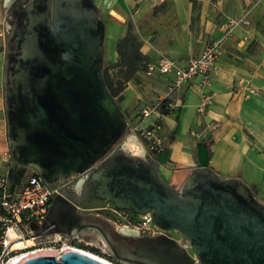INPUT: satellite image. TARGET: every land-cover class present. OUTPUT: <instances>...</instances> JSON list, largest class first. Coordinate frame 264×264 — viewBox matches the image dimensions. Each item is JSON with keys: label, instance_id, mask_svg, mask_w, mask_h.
I'll use <instances>...</instances> for the list:
<instances>
[{"label": "water", "instance_id": "1", "mask_svg": "<svg viewBox=\"0 0 264 264\" xmlns=\"http://www.w3.org/2000/svg\"><path fill=\"white\" fill-rule=\"evenodd\" d=\"M3 6L10 156L49 184L79 176L54 197L45 221L51 232H92L123 264H264V201L243 179L210 168L205 146L178 188L159 172L168 148L149 157L134 134L118 146L127 120L103 77L105 22L93 0H3ZM128 140L138 145L137 153ZM89 197L149 213L155 225L184 242L117 229L100 214L79 212ZM18 264L109 263L67 249Z\"/></svg>", "mask_w": 264, "mask_h": 264}, {"label": "crops", "instance_id": "2", "mask_svg": "<svg viewBox=\"0 0 264 264\" xmlns=\"http://www.w3.org/2000/svg\"><path fill=\"white\" fill-rule=\"evenodd\" d=\"M93 2L105 22V48L109 45L112 61H116L115 45L127 26L140 38L137 51L120 52V68L129 67L138 80H127L120 94L133 95L142 101L146 96L152 99L163 94L171 78L159 72L142 71L143 56L154 62L159 55H165L185 65L209 41L221 37V26L229 18L249 12L248 24L235 27L222 44L217 69L205 77H192L167 99L171 109L161 117V135L168 156L159 170L167 183L180 187L198 164V147L203 145L210 168L222 177L243 179L264 201V0ZM4 8L0 0V117L3 118L2 78L7 43ZM246 82L256 88L257 94L247 91ZM203 93L211 95V102L200 114L196 105ZM120 105H129V100L123 98ZM129 113L132 122L137 123L136 113ZM151 121L148 118L141 124ZM5 134L4 121L0 129V155L6 149Z\"/></svg>", "mask_w": 264, "mask_h": 264}, {"label": "built area", "instance_id": "3", "mask_svg": "<svg viewBox=\"0 0 264 264\" xmlns=\"http://www.w3.org/2000/svg\"><path fill=\"white\" fill-rule=\"evenodd\" d=\"M248 13L245 11L240 17L229 18L221 26V37L209 41L202 52L198 56L190 57L185 65H179L174 59L165 55H160L156 61L147 64V74L159 72L171 76L165 93L143 104L140 109L142 121L152 118L148 124L142 125L140 121L135 126V130L147 144L145 148L147 156L155 158L164 149V138L161 135V117L164 113L161 108L171 109L166 102L167 97L179 92L192 77L196 75L205 77L217 69L222 44L233 34L235 27L248 24ZM244 86L249 93L257 94L256 88L250 83L246 82ZM210 102V94H201L196 111L200 114L205 112ZM68 183L67 181L63 184H49L35 170L27 175L24 173L22 178L15 183L10 179L8 170L0 172V264H18L30 256L46 254L43 253L46 250L56 251V257L67 249L88 253L79 247L84 241L83 236L88 232L67 237L61 233L51 232V227L45 225L46 215L54 197L63 185H72ZM86 210L97 214L98 211H108L111 217L107 220L117 229L126 227L134 229L139 235L166 234L171 236V232L161 229L152 222L149 213L141 214L120 208L111 201L101 206H90ZM176 239L182 243L181 237ZM17 242H22L23 245L16 247Z\"/></svg>", "mask_w": 264, "mask_h": 264}, {"label": "rangeland", "instance_id": "4", "mask_svg": "<svg viewBox=\"0 0 264 264\" xmlns=\"http://www.w3.org/2000/svg\"><path fill=\"white\" fill-rule=\"evenodd\" d=\"M193 7L194 10L197 11L198 6L196 4V2H193ZM4 12L6 14V8H4ZM9 36V30H7V39ZM125 36V40H121V44H125V46H123L121 48V50L123 52L125 51H137L139 49V46L141 44L140 38L138 36V34L134 31H132L129 26H127L126 30L124 31V34L122 37H120L117 41V43L119 42V49H120V39H122ZM116 43V45H117ZM115 45V49L116 52L117 51V46ZM160 56V55H159ZM142 60L140 62V69L142 71H146L147 70V64L149 62V59L146 56L142 57ZM102 73H103V77L106 80L107 84L109 85L110 89L114 92L115 94V99L118 102L122 112L124 113L126 120H127V130H126V134L124 135V137L119 141L118 146L120 145V143H122L123 141H125L127 139V137L130 134H134L136 136H138V138L140 139V141L142 142V144L145 146V148H147V144L145 142V140L143 139V137L139 134V132L137 130H135V126L138 125L140 123L141 120V116H140V109L143 106V104L148 103L151 100H155L158 97H160L161 95H156L155 97H153L152 99H150V96H146L144 97V101H142V99L140 98H134L133 95H129V94H120L121 91H123V89L126 87V82L127 80H129L130 78H133V80L137 81V77H133V71L132 69L125 68L122 69L120 68V54L118 53V56L116 58V61H112L111 55H110V47L109 45H107V48H105V42H104V60H103V66H102ZM132 82V80H131ZM171 96V95H170ZM168 96L167 99L170 97ZM123 98H127L129 100V105H120V101ZM167 102V100H166ZM164 108V107H163ZM129 111H134L136 113V117H137V123L132 122L131 118H130V113ZM5 121V125H6V134H5V151L2 155H0V172H4L7 169H13L14 171H17L18 168V164L15 163L9 153V148H8V143H7V123H6V119H5V114H4V118L0 117V129L2 128V124ZM131 149V148H130ZM129 149V150H130ZM130 151H132L134 153V151L131 149ZM21 166V165H20ZM24 167V166H23ZM160 167V166H159ZM25 174H30L34 169L29 168V167H25ZM160 172V170H159ZM161 175V174H160ZM79 178V176L73 177L71 178L68 182V184H74V182ZM109 200L106 199H102V198H98V197H89L85 202H83L82 204L79 205V209L78 211L81 213H87L88 211L86 210L88 207L90 206H101L104 205L105 203H107ZM98 214L102 215L103 217H105L106 219H109L111 217L110 213L108 211H98ZM136 218L138 216H135ZM170 235L174 238H180L179 235L175 232H171ZM56 238H58V236H56ZM84 241H82L79 245V247H81L83 250H85L86 252L92 254V255H96L99 259L107 262V263H111V264H123L120 263L118 261H115L109 254L108 250L106 249L104 243L102 242V240L94 233L92 232H88V234H85L83 236ZM183 243V240H181ZM43 253L46 254H53L55 255L57 252L56 251H44Z\"/></svg>", "mask_w": 264, "mask_h": 264}, {"label": "trees", "instance_id": "5", "mask_svg": "<svg viewBox=\"0 0 264 264\" xmlns=\"http://www.w3.org/2000/svg\"><path fill=\"white\" fill-rule=\"evenodd\" d=\"M121 40H124V41H126L125 40V36L122 38V39H120V49H119V42L117 43V51H118V53L120 54V52H123L122 50H121V48L123 47V46H125V44H121ZM105 80V79H104ZM105 84H106V87H107V89L109 90V92L111 93V95L113 96V97H115V94H114V92L110 89V87H109V85L107 84V82H106V80H105ZM161 111L163 112V113H168V110L167 109H165V108H161ZM18 170L17 171H14L13 169H8V175H9V177H10V179L13 181V182H15V183H17L21 178H22V176H23V174H24V172H25V167H23V166H20V165H18ZM0 251H1V247H0Z\"/></svg>", "mask_w": 264, "mask_h": 264}, {"label": "bare ground", "instance_id": "6", "mask_svg": "<svg viewBox=\"0 0 264 264\" xmlns=\"http://www.w3.org/2000/svg\"><path fill=\"white\" fill-rule=\"evenodd\" d=\"M127 145H128V148H129V149L131 148V149L134 151V153H137V152L139 151V147H138V145L135 144L133 141L128 140ZM133 145H134V146H133ZM135 147H136V148H135ZM131 149H130V150H131ZM122 228H125V227H122ZM22 245H23L22 242H17V243H16V247H20V246H22Z\"/></svg>", "mask_w": 264, "mask_h": 264}, {"label": "flooded vegetation", "instance_id": "7", "mask_svg": "<svg viewBox=\"0 0 264 264\" xmlns=\"http://www.w3.org/2000/svg\"><path fill=\"white\" fill-rule=\"evenodd\" d=\"M88 199V198H87Z\"/></svg>", "mask_w": 264, "mask_h": 264}]
</instances>
